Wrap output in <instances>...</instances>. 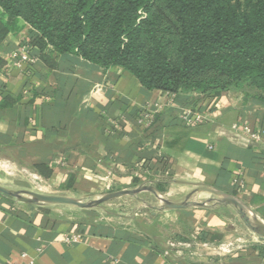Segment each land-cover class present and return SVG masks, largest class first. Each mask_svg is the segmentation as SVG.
Instances as JSON below:
<instances>
[{
  "label": "crops",
  "instance_id": "crops-1",
  "mask_svg": "<svg viewBox=\"0 0 264 264\" xmlns=\"http://www.w3.org/2000/svg\"><path fill=\"white\" fill-rule=\"evenodd\" d=\"M24 37L27 29L0 49L7 64L6 72H0V162L13 170L19 166L36 181L34 188H14L78 196L146 182L181 189L197 183L234 193L264 220L260 102L245 91L230 92L214 106L200 95L178 94L173 107L143 127L138 120L144 108L162 102L165 93L143 89L121 69L104 72L70 55L61 56L57 67L49 70L32 52L33 63L26 70L14 69L4 56ZM183 108L205 119L187 127L180 119ZM234 125L260 133L261 142H246L247 135L234 133ZM149 131L147 147L143 138ZM37 164L46 165L50 177L38 174L33 168ZM237 178L240 187L234 184ZM159 215L168 217L174 230L180 221L192 225L198 246L215 255L213 264H264L261 244L253 242L252 234L234 242L220 235L228 224L217 211ZM133 220L132 225H111L81 210L37 209L0 197V264H189L182 251L186 243L164 240L153 222ZM70 235L79 240L67 244ZM248 240L249 246L242 245ZM207 260L203 257L201 263L210 264Z\"/></svg>",
  "mask_w": 264,
  "mask_h": 264
},
{
  "label": "trees",
  "instance_id": "trees-1",
  "mask_svg": "<svg viewBox=\"0 0 264 264\" xmlns=\"http://www.w3.org/2000/svg\"><path fill=\"white\" fill-rule=\"evenodd\" d=\"M24 29L31 55L49 70L70 55L104 72L121 69L147 91L210 103L251 89L264 106V0H0V49ZM33 168L52 173L44 164Z\"/></svg>",
  "mask_w": 264,
  "mask_h": 264
},
{
  "label": "water",
  "instance_id": "water-1",
  "mask_svg": "<svg viewBox=\"0 0 264 264\" xmlns=\"http://www.w3.org/2000/svg\"><path fill=\"white\" fill-rule=\"evenodd\" d=\"M156 182L139 185L135 188L122 189L114 192L83 195L79 197L67 195L44 194L34 190L10 188L0 185V197L9 199L15 204L32 206L37 209L58 207L72 208L81 211H100L108 214L102 206L106 203L123 198L140 200L141 194L153 196L155 203L142 201V208L155 212H176L189 210L217 211L221 208L232 210L242 226L253 236L264 241V220L241 198L224 192L211 185L186 183L192 189L181 201H174L156 188ZM207 195V198H200Z\"/></svg>",
  "mask_w": 264,
  "mask_h": 264
},
{
  "label": "rangeland",
  "instance_id": "rangeland-1",
  "mask_svg": "<svg viewBox=\"0 0 264 264\" xmlns=\"http://www.w3.org/2000/svg\"><path fill=\"white\" fill-rule=\"evenodd\" d=\"M242 91L243 92L245 91L248 97L258 96V92L251 89H244ZM167 180L169 179H163V181H167ZM35 183L36 181L33 180V178L29 176L28 173L23 172L19 166H17V168L13 170L11 168H8V165L4 161L0 162V185L10 188L19 187V186H23V187L27 186L34 188ZM191 189L192 188L189 187L184 189L175 188L174 186L172 187L163 184L160 188V191L168 196L167 193H169V191L172 190L173 193L169 197L174 201H181L188 194V192L191 191ZM106 191L114 192V191H118V189L114 188L113 186H110L106 188ZM77 195L78 196H73V197L83 196L81 194H77ZM207 197H208L207 195H202L200 198L202 199ZM139 198L140 200H136L134 198H123L120 200L106 203L102 206V208L105 211H107L108 214H103L100 211H96L98 213L95 214L94 216L95 218H102L105 222L111 225L113 224L116 225L117 223L132 225V223L133 224L135 223V220H133L134 218L147 220L148 222L151 223L153 222L155 226L158 227L159 231L161 232V236L164 240L169 239V241L173 243H181V244L186 243L185 246L182 245L183 248L182 247L181 248L189 264H202L201 262H204L201 261L203 257H206V260L208 259L206 262L213 264V259H214L213 256L215 255H212L213 254L212 252H209L198 246L201 242L199 240V237L195 234L194 229L191 227L192 225H189L187 222L180 221L178 224L179 226L178 229L174 230L173 226L171 225L170 219L168 217H165V215H159L160 212H155L148 208H142V201L151 204L155 203L153 196L149 194H141ZM61 208H65V207H61ZM191 211H195V210H189L188 212L190 213ZM62 212L68 215L76 214L75 212H70L68 210ZM217 212H219V214L222 217H224L223 219H225L226 224H228L225 225L226 229H223V231L225 232L221 233L220 234L221 236L229 237L233 242L236 239L244 240V238H247L248 236L249 237L252 236L251 233H249V231L242 226V224L239 222L238 218L235 216L232 210L219 209L217 210ZM153 215L156 217H153ZM183 215L186 216L185 214ZM252 238H254L253 242L257 244L258 242H260L259 243L261 244L260 247L264 248V243H262V241H260L256 237H252ZM249 242L251 241L248 240V242L242 243V245L248 244L249 246ZM238 244H240V242Z\"/></svg>",
  "mask_w": 264,
  "mask_h": 264
},
{
  "label": "built area",
  "instance_id": "built-area-1",
  "mask_svg": "<svg viewBox=\"0 0 264 264\" xmlns=\"http://www.w3.org/2000/svg\"><path fill=\"white\" fill-rule=\"evenodd\" d=\"M4 59L10 64V66L17 70H23L24 65H31L33 63V58L31 55V48L28 44V38L24 37L21 38L18 42L16 48L8 53L5 54ZM176 101V96L173 94L165 93L163 101L160 103L153 104L151 106H146L143 112L140 115L138 120V124L147 127L151 124V118L158 114L159 112L165 111L168 108L174 106ZM217 100H212L210 105H216ZM180 119L184 123L185 126L191 127L196 124H200L205 118L204 116L193 110L192 108H183L180 113ZM232 130L237 135L246 134L248 143H260L261 142V135L258 132H249L246 127H240L237 125L232 126ZM147 147L150 146V142L145 143ZM234 184L237 187L242 185V182L237 178L234 180ZM79 240V236H68L65 238V242L67 244H72ZM40 251V250H39ZM27 264H33V262H28Z\"/></svg>",
  "mask_w": 264,
  "mask_h": 264
}]
</instances>
